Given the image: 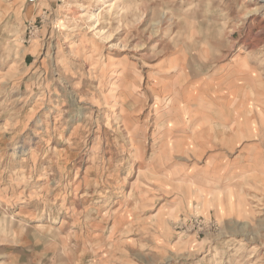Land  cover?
<instances>
[{
  "label": "rangeland",
  "instance_id": "374dc122",
  "mask_svg": "<svg viewBox=\"0 0 264 264\" xmlns=\"http://www.w3.org/2000/svg\"><path fill=\"white\" fill-rule=\"evenodd\" d=\"M97 1L0 0V264H264V0Z\"/></svg>",
  "mask_w": 264,
  "mask_h": 264
},
{
  "label": "bare ground",
  "instance_id": "6f19581e",
  "mask_svg": "<svg viewBox=\"0 0 264 264\" xmlns=\"http://www.w3.org/2000/svg\"><path fill=\"white\" fill-rule=\"evenodd\" d=\"M104 0H98L97 3H96V7H98L101 2H103ZM91 16L94 15V12L92 14H90ZM118 100L116 99L115 100V104L117 105ZM117 116V112L114 110L112 112V118L116 117ZM174 124V118H173V115L172 114H169L165 120H163L162 122H159L156 126H155V131L156 133H159L160 136H164V135H167V133L169 132V130L171 129L172 125Z\"/></svg>",
  "mask_w": 264,
  "mask_h": 264
}]
</instances>
